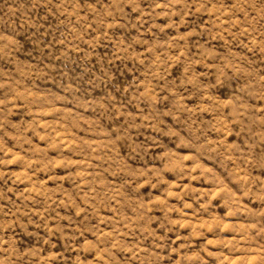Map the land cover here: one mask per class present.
<instances>
[{
  "label": "clouds",
  "instance_id": "9594fccd",
  "mask_svg": "<svg viewBox=\"0 0 264 264\" xmlns=\"http://www.w3.org/2000/svg\"><path fill=\"white\" fill-rule=\"evenodd\" d=\"M0 264H264V0H0Z\"/></svg>",
  "mask_w": 264,
  "mask_h": 264
}]
</instances>
